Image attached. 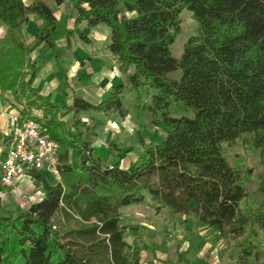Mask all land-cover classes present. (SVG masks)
Wrapping results in <instances>:
<instances>
[{
    "label": "trees",
    "instance_id": "trees-1",
    "mask_svg": "<svg viewBox=\"0 0 264 264\" xmlns=\"http://www.w3.org/2000/svg\"><path fill=\"white\" fill-rule=\"evenodd\" d=\"M74 8L75 26L108 27L107 49L125 83L112 85L96 104L74 94L69 129L58 110L38 104L42 97L26 81L39 67L22 27L29 14L40 17L44 26L35 39L56 58V18L39 0L30 7L0 0V23L7 28L0 38V92L15 101L31 94L27 108L53 120L45 127L51 139L80 151L77 165L57 166L54 185L32 174L43 194L39 201L24 211H0V264H140V248L124 240L127 230L137 236L136 228L120 225L118 209L143 203L156 215L168 211L180 224L191 221L230 236L235 264H264V245L254 243L258 231L264 233V218L256 223L260 210L241 211L243 177L223 148L245 134L264 155V0H77ZM185 11L197 29L176 59L171 47ZM178 72V79L170 77ZM126 89L149 98L136 106V117L148 112L164 134L143 144L134 160L132 146L93 147L80 116L116 113ZM173 103L191 116H173ZM27 114L24 108L21 115ZM259 179L264 204V176Z\"/></svg>",
    "mask_w": 264,
    "mask_h": 264
},
{
    "label": "rangeland",
    "instance_id": "rangeland-1",
    "mask_svg": "<svg viewBox=\"0 0 264 264\" xmlns=\"http://www.w3.org/2000/svg\"><path fill=\"white\" fill-rule=\"evenodd\" d=\"M180 19V33L171 47L176 59L180 58L184 43L190 36L195 35L197 29V24L187 11L181 14ZM65 31L66 22L62 20L56 29V38L63 36ZM81 58L84 63L80 64V67L86 69L87 57ZM59 59L66 71L71 70L72 63H76L74 55L62 54ZM40 74L43 77L48 75V72L43 68ZM179 74V72L174 73L170 77L178 79ZM83 80L85 85L79 87L76 83L82 80H78L76 76L73 78L72 86L78 88V96L99 100L100 97L96 99L91 97V92L96 90L90 87L93 84L91 74H84ZM120 82L125 83L123 75H121ZM126 90L123 91L121 97L122 108L116 113L90 112L80 113V116L81 121L89 128L93 147L106 146L109 142L132 146L134 152L129 155V158L134 160L141 152L143 144L157 143L164 138V134L151 124L152 118L148 112L140 118L136 117V106L142 100L149 102V98L143 95L138 99L136 93ZM171 112L176 117L191 116V113L181 103H173ZM80 130L83 131V128ZM249 142L250 136L244 134L233 144L223 145V148L229 165L243 177L242 185L247 197L241 203L240 209L246 215L249 210H260V214L256 217V223H258L264 218L263 195L258 189L259 178L264 176V155L251 147ZM71 154L75 164H78L80 151L71 152ZM54 179L55 181L52 180V182H58L57 178ZM25 187L19 189L21 193H18V190L13 191V188L5 190L0 187V211L2 213L27 210L32 202L30 198L37 196V185L34 183L30 187L31 192L24 191ZM118 214L121 226L136 228L137 236H133L130 230H127L124 240L128 246L140 248V264H235L232 260L234 254L231 237L222 235L215 229H209L203 225L195 226L191 221L180 224L178 217L164 210L156 215L147 203L119 208ZM258 234L259 239L254 243L257 246H263L264 233L258 231Z\"/></svg>",
    "mask_w": 264,
    "mask_h": 264
},
{
    "label": "crops",
    "instance_id": "crops-1",
    "mask_svg": "<svg viewBox=\"0 0 264 264\" xmlns=\"http://www.w3.org/2000/svg\"><path fill=\"white\" fill-rule=\"evenodd\" d=\"M26 7L32 6L37 0H22ZM47 5L57 20L58 28L62 20L66 22V31L59 39L56 38V29L54 32L55 44L57 47L58 56L54 58L52 50H50L44 43L35 39V35L38 30L44 26V21L35 14L28 15V23L23 25L22 33L23 39L27 45L31 61L35 62L39 67L37 72H31L28 74L26 81L31 88H33L37 94L42 97V101L48 107H52L54 112L58 110V119L67 124V128L70 129V123L73 117V95H77L76 87L72 86L73 78L76 76L78 80L76 84L80 86L85 85L83 80L84 74H91L93 84L90 87H94L96 90L91 92V97H100L99 100L87 99L85 96L81 98L91 102H99L108 93L112 85L120 84L121 74L119 72V61L117 57L113 56L107 46L109 44L110 32L107 26L98 25L95 28H87L84 23L77 26L74 25L75 19L78 14L74 8L77 4V0H62V3L58 4L57 0H39ZM134 0H131L132 2ZM7 28L0 23V38L6 33ZM72 32V35L68 39L67 34ZM80 37L87 38L90 43H84ZM74 55L76 63H72L71 70H65L64 64L61 63L59 56ZM83 56L87 57L86 69H81L80 64L84 63L81 60ZM48 72V75L41 76L42 69ZM60 74V76H59ZM127 91V90H126ZM122 97V95H121ZM34 100L31 94H27L24 98L14 100L10 93L0 92V161L2 160L6 148L11 141L12 129L9 126V117L21 114V111L25 108V112L28 115L35 114L39 122L45 127L52 123V118L48 117L43 119L42 109L39 108H27L26 103ZM24 116V115H22ZM72 153L75 150H71L66 146L61 145L59 151L60 164H75ZM50 184L54 185L58 182L55 181L54 176L48 173H40ZM59 181V176L57 177ZM36 184L37 196L31 197V203L39 201L43 194L33 176L22 178L13 187L14 190H18V193L22 192L19 189L26 186L24 191L31 192L30 187ZM10 189V190H11ZM9 190V189H8ZM12 191V192H13ZM7 196V195H6ZM9 196V195H8ZM29 204V205H30Z\"/></svg>",
    "mask_w": 264,
    "mask_h": 264
},
{
    "label": "built area",
    "instance_id": "built-area-1",
    "mask_svg": "<svg viewBox=\"0 0 264 264\" xmlns=\"http://www.w3.org/2000/svg\"><path fill=\"white\" fill-rule=\"evenodd\" d=\"M9 126L12 129L11 141L0 161V187L11 189L33 173H48L57 178L61 145L51 139L37 116H11Z\"/></svg>",
    "mask_w": 264,
    "mask_h": 264
}]
</instances>
